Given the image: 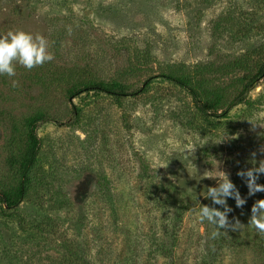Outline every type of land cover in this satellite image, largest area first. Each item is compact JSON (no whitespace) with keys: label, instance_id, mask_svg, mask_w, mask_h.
Returning <instances> with one entry per match:
<instances>
[{"label":"rangeland","instance_id":"374dc122","mask_svg":"<svg viewBox=\"0 0 264 264\" xmlns=\"http://www.w3.org/2000/svg\"><path fill=\"white\" fill-rule=\"evenodd\" d=\"M18 30L54 59L0 75V191L21 178L27 120L45 117L24 196L0 201V264H264L251 247L257 197L236 175L264 145V74L247 104L209 118L163 77L205 66L206 87L233 95L264 64V0H0V37ZM92 82L121 94L69 98ZM226 133L238 135L219 143ZM217 161L247 197L227 201L242 225L232 246L197 220Z\"/></svg>","mask_w":264,"mask_h":264},{"label":"clouds","instance_id":"9594fccd","mask_svg":"<svg viewBox=\"0 0 264 264\" xmlns=\"http://www.w3.org/2000/svg\"><path fill=\"white\" fill-rule=\"evenodd\" d=\"M53 59L54 56L49 51L48 42L43 36H34L29 32L18 30L0 37V75L12 78L16 75L17 64L32 70ZM16 86L17 81L13 79L12 87L15 88ZM255 126L253 125V129ZM237 135L226 133L219 143L234 140ZM257 135L264 138V131L257 133ZM195 149V147L191 149V155ZM258 153L264 157V145L251 153L249 161L251 166L236 173L247 188V197H252L256 193H264V184L258 183L261 176H264V158L258 161L256 159ZM217 172L220 175L214 178L215 186L207 187L203 194V197L210 200L213 206L201 205L197 216L198 222H207L214 227L215 230L211 233L213 239L222 235L228 236L229 231L240 230L242 226L235 218L229 219V214L233 209L228 205V199L235 201L236 208H242L247 202V197H242L238 187L230 179L229 173L222 170V162L220 161H217ZM197 195L196 193V199ZM250 223L258 234L264 235V199L257 200L252 205Z\"/></svg>","mask_w":264,"mask_h":264},{"label":"trees","instance_id":"16d2710c","mask_svg":"<svg viewBox=\"0 0 264 264\" xmlns=\"http://www.w3.org/2000/svg\"><path fill=\"white\" fill-rule=\"evenodd\" d=\"M204 71L205 66L201 67L199 71H195L194 74L191 72H184L182 70H172L164 72L163 77L166 80L184 89L191 96L193 106L200 116H202L203 118H209L210 116L221 117L225 116L234 106L238 104H247L249 102V100H247V95L249 94L251 89L255 87V82L264 74V64L260 67L258 72L251 75L250 77L249 75H245V80L249 77L245 83L242 84L244 78L240 79V83L242 84L241 88L237 89L235 93L230 97H226L222 93L209 90L206 87V84L203 82L202 77H198V75H200ZM92 90H104L115 95L121 94L119 92H114L105 88L101 83L92 82L84 83L83 88L81 89L77 88L74 84L71 85L68 89V96L69 98H74L82 92H89ZM219 111L221 112L219 113ZM77 115L78 114L76 113V116ZM44 119L45 117H42V115L38 113L27 120V134L29 138V145L19 154L20 160L18 169L19 176L21 178L16 187L0 191V201L5 206L11 207L15 205L16 202L20 200V198H22L25 194L26 176L31 166L33 165L40 144V139L37 134V126L38 123L43 121ZM258 183L264 184L263 179L260 178ZM239 191L243 196V189H239ZM256 197V201L264 199V193H256ZM12 200L15 201L11 203ZM228 201L232 202L234 200L228 199ZM245 212L246 211H243L242 213ZM225 237H227V240L225 241L228 242L230 246H232V243H234L233 236L228 234V236ZM251 247L252 250L264 260V235H260L254 230L253 238L251 239Z\"/></svg>","mask_w":264,"mask_h":264}]
</instances>
